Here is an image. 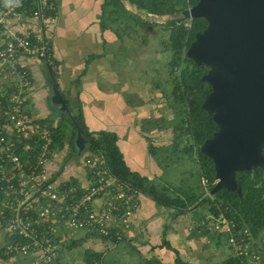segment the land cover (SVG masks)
<instances>
[{
  "label": "built area",
  "instance_id": "2783aa9c",
  "mask_svg": "<svg viewBox=\"0 0 264 264\" xmlns=\"http://www.w3.org/2000/svg\"><path fill=\"white\" fill-rule=\"evenodd\" d=\"M4 7L0 24L5 17L26 13L40 27L25 32L6 27L7 38L0 45V228L7 235L1 251L4 256H34L31 264H52L57 250L80 232L96 237L127 228L140 193L115 179L101 155L81 162L84 177L54 175L53 132L27 114L31 76L24 61L36 58L51 63L45 32L55 23L56 4L7 0ZM209 215L201 225L212 220L209 229L225 238L241 264H262L250 248L254 239L246 225L224 212Z\"/></svg>",
  "mask_w": 264,
  "mask_h": 264
},
{
  "label": "rangeland",
  "instance_id": "374dc122",
  "mask_svg": "<svg viewBox=\"0 0 264 264\" xmlns=\"http://www.w3.org/2000/svg\"><path fill=\"white\" fill-rule=\"evenodd\" d=\"M122 1L125 11L120 10L107 16L108 8L104 19L117 32L127 34L138 43V52L132 60L133 73L138 74L137 83L134 84L137 90L129 94L138 113L143 114L139 120L142 132L148 144L153 147L155 177L150 175V178L157 188L165 187L170 196L184 199L187 208L182 213H176L174 208L162 207L155 202L147 206L142 199L139 205L143 209L140 219L136 218V222L129 219L123 235L118 234V231L115 233L122 240L118 239L119 242L115 241V244L112 243L113 239L101 238L100 242L87 240L69 248L68 245L72 243L70 240L69 244L59 249L60 254L52 264H85V250L101 252L103 264H145L146 261L149 264H174L175 254L159 247L163 239L169 241L171 246L184 250L180 256L184 259L183 264H221L232 250L223 236H213L214 232L209 229L212 220L207 225L200 223L201 216L202 220L206 216L209 220L210 216L207 199L202 202L201 199L212 197L207 186L201 185L197 151H189L187 137L180 135L185 126L183 122L186 115L183 113V105L175 102L172 95L174 77L181 68L186 64L191 66V63L182 61L171 66L173 55L170 35L173 27H188L191 19L184 18L181 12L166 15L149 13L146 16L143 10H137L126 0ZM134 20L138 22L134 23ZM69 135L67 131L63 148L55 152L57 155L52 160V168L58 174L65 164L77 161L76 164L80 163L79 166L82 167L86 158L91 156L89 151H85L79 154L77 160H73L77 153L68 144ZM56 160L58 166L54 168L53 162ZM201 191L205 194L203 198L200 197ZM187 195L192 199L191 202L187 201ZM79 236L77 239H81ZM255 241L260 246L264 244V229L259 232Z\"/></svg>",
  "mask_w": 264,
  "mask_h": 264
},
{
  "label": "crops",
  "instance_id": "0c3cea01",
  "mask_svg": "<svg viewBox=\"0 0 264 264\" xmlns=\"http://www.w3.org/2000/svg\"><path fill=\"white\" fill-rule=\"evenodd\" d=\"M6 1L0 0V17L4 15ZM53 1L56 4V19L51 30L46 31L45 35L50 41L52 69L62 98L67 100L73 114H81L88 131L115 134L116 144L128 168L152 180L150 175L155 177L154 160L149 153V144L139 122L143 114L138 113L137 106L129 94L137 88L134 84L137 83L138 74L133 73L132 60L138 52V43L112 27L102 28L104 0ZM4 20V23L0 24V45L7 38V28L25 32L38 30L40 27L39 21L28 17L26 13L13 14ZM24 65L31 76L27 114L40 123L48 117H53L55 125L61 111L50 103L51 76L46 63L29 58L24 61ZM62 142L64 146V138ZM63 146L55 147L54 157L57 155L55 152L61 151ZM56 161L53 162L54 168L58 166ZM79 165L80 163L76 162L67 163L59 175L54 169V175L57 174L55 176L61 179L75 175L84 177V168ZM140 200L146 202L147 206L153 202L143 194L138 195V212L136 211L137 214H134L131 222H136V218L140 219L143 210L141 206L139 208ZM123 231L125 230L120 228L119 233L123 235ZM79 235L81 239L73 240L77 241V244L87 240L101 241L99 237L89 238L90 235H82L81 232ZM6 239L4 229L0 228V264L32 263L34 256H4L1 250ZM163 250L170 251L166 248ZM177 250L180 256L181 252H184L180 248ZM59 251L58 249L57 257Z\"/></svg>",
  "mask_w": 264,
  "mask_h": 264
},
{
  "label": "water",
  "instance_id": "95a60500",
  "mask_svg": "<svg viewBox=\"0 0 264 264\" xmlns=\"http://www.w3.org/2000/svg\"><path fill=\"white\" fill-rule=\"evenodd\" d=\"M181 15L206 21L185 54L208 67L201 79L210 92L201 105L218 130L200 151L214 163L217 180L210 194L220 187L239 192L234 171L264 166V0H197ZM50 82V103L71 118L52 77ZM72 129L70 148L79 155L89 140L75 122Z\"/></svg>",
  "mask_w": 264,
  "mask_h": 264
},
{
  "label": "trees",
  "instance_id": "16d2710c",
  "mask_svg": "<svg viewBox=\"0 0 264 264\" xmlns=\"http://www.w3.org/2000/svg\"><path fill=\"white\" fill-rule=\"evenodd\" d=\"M127 1L132 5H135L138 9L154 15L178 13L187 7H191L197 2V0ZM106 9H108V13L106 12ZM120 10L123 12L125 11L122 0H104L102 4V28L109 26L103 19L104 14L107 13V16H109L110 14H114L113 12ZM137 22L138 21L134 20V23ZM205 27L206 21L203 18L191 19L188 27L183 25L175 28L173 27L170 35V47L173 58L171 59L170 64L174 67L182 61L191 63V66L186 64L181 68L179 74L174 77L172 95L175 102L183 105V113L186 115L183 122L185 126L182 128L183 131L180 135L187 137V140L190 143L189 151H192L193 149L197 151L199 168H202L204 178L208 184H210L213 177L212 163L210 159L200 151V145L202 142L208 138L211 135V132L215 129L213 121H209L210 115L201 105L205 96L210 92L209 84L201 79V76L206 72L207 67L203 64H196L185 54L190 43L194 40L195 34L201 32ZM52 63L53 62L51 61V63H47L46 65L51 77L55 81V73L52 69ZM63 100L70 112L71 118L65 112H61L60 118L55 125H53V117H48L42 121V123L48 125L53 132V148L63 146L62 141L67 131L70 133L69 145L72 143L74 137V129H72V125L73 122H75L84 137L89 140V143L86 144V147L81 154L85 151H89L93 156L101 155L110 174L115 177V179L148 197L156 204H159L162 207L174 208L176 213H182L183 210L187 208L184 199L179 196H170L166 193L165 187L157 188L151 179L140 175L138 172L131 171L122 159V155L116 144V135L104 131L96 133L88 131L81 114H79V112L73 114L67 100ZM148 146L149 153L153 156V147L150 146V144ZM78 156L79 155H74L73 158H71L77 160ZM186 199L189 202L192 201L189 195L186 196ZM207 203L210 206L209 214L217 215L222 209L221 211H224L226 216L234 218L239 225H246L254 239L250 248L259 254L261 262L264 264V244H261L260 246L255 241L259 232L264 229V180L261 181L257 187H254L253 183L242 184L240 194L221 190L214 194V198L208 199ZM225 206H227V208ZM200 219L202 220L203 216H201ZM97 236H100L99 238L102 239H113V243H115V241L119 242L118 239L121 238H118L115 235L113 229H110L106 234ZM213 236L217 237V234L214 232ZM76 245L77 241H73L68 247L72 248ZM159 247L169 249L175 254L174 264H183L179 251L172 247L169 241L163 239L159 244ZM83 261L85 264H103V254L94 250H85L83 252ZM145 264L149 263L146 261ZM221 264H241V259L236 255L230 254L221 262Z\"/></svg>",
  "mask_w": 264,
  "mask_h": 264
},
{
  "label": "flooded vegetation",
  "instance_id": "af4514ba",
  "mask_svg": "<svg viewBox=\"0 0 264 264\" xmlns=\"http://www.w3.org/2000/svg\"><path fill=\"white\" fill-rule=\"evenodd\" d=\"M210 118H211V116L209 117V121H212V120H210ZM213 123L215 125V129L211 132V135L208 138H206V139L211 138L213 136V134L218 130V126L216 125V123L214 121H213ZM260 150H261V153L264 155V145H262ZM208 158L210 159V161L212 163V169H213V177H212L211 183L208 184V182L204 178V172H203L202 168L201 169L199 168V172H200L201 185L207 186V191H210L212 189V187L214 186V184H215L217 179L215 177L214 163H213V161H212V159L210 157H208ZM234 180H235V183H236V187L240 188L239 192L237 191V189L229 190V189H226L224 187H220L214 193H211L209 195H211V197L214 198V194L219 192V191H221V190H226V191H230V192H236L237 194H240L241 186L244 183H247V184L253 183L254 187H257V185H259L260 182L264 180V166L257 165V166H251L249 169L235 170L234 171ZM201 190H202V188H201ZM200 197H202V198L205 197L204 192L201 191ZM206 199L208 201V199H210V198L207 196L206 198L201 199V202L206 200ZM225 207L227 208V206H225ZM221 210L217 213V215H219V214L224 212V211L222 212Z\"/></svg>",
  "mask_w": 264,
  "mask_h": 264
}]
</instances>
